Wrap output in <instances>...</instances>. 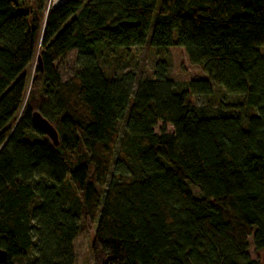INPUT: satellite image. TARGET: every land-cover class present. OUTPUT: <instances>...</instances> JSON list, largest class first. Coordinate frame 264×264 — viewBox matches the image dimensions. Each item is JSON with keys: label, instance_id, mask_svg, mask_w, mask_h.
I'll return each instance as SVG.
<instances>
[{"label": "trees", "instance_id": "1", "mask_svg": "<svg viewBox=\"0 0 264 264\" xmlns=\"http://www.w3.org/2000/svg\"><path fill=\"white\" fill-rule=\"evenodd\" d=\"M48 3L0 0L3 264H73L81 226L93 264H263L264 0ZM144 47L183 49L205 78L119 74ZM214 88L216 113L193 100Z\"/></svg>", "mask_w": 264, "mask_h": 264}, {"label": "rangeland", "instance_id": "2", "mask_svg": "<svg viewBox=\"0 0 264 264\" xmlns=\"http://www.w3.org/2000/svg\"><path fill=\"white\" fill-rule=\"evenodd\" d=\"M258 52L264 58V47H259ZM166 64L169 79L179 87H184L188 82L204 79L205 76L200 69L191 66L187 62L186 55L181 48H169L166 50H154L148 47L132 49L126 56H121L113 61L119 74L134 73L136 76H145L151 73L156 64ZM57 64V63H56ZM61 79L67 80L77 72L76 52H71L67 59L58 65ZM34 66L29 67L25 73L32 75ZM215 87V86H214ZM229 98V97H227ZM196 105L207 106L213 113L218 109L219 101H228L224 91L220 88H214L213 93L209 97H194ZM230 101L233 98L229 99ZM171 131L169 126L159 124L156 131ZM96 223L93 224V228ZM93 229H85L81 226L80 234L72 243V259L73 264H93L91 253ZM251 245V241H249ZM251 259L255 258L252 245L248 251ZM260 260L264 264V253L260 254Z\"/></svg>", "mask_w": 264, "mask_h": 264}, {"label": "water", "instance_id": "3", "mask_svg": "<svg viewBox=\"0 0 264 264\" xmlns=\"http://www.w3.org/2000/svg\"><path fill=\"white\" fill-rule=\"evenodd\" d=\"M36 63L38 65L39 70L40 66V57L36 56ZM32 121L34 126L41 131L52 143L54 146H57V134L53 126H51L45 119H43L39 113L34 112L32 115ZM6 259L5 252L0 250V264H3Z\"/></svg>", "mask_w": 264, "mask_h": 264}, {"label": "built area", "instance_id": "4", "mask_svg": "<svg viewBox=\"0 0 264 264\" xmlns=\"http://www.w3.org/2000/svg\"><path fill=\"white\" fill-rule=\"evenodd\" d=\"M64 1H66V0H49L48 9L52 8V7L54 8V7L62 4Z\"/></svg>", "mask_w": 264, "mask_h": 264}]
</instances>
